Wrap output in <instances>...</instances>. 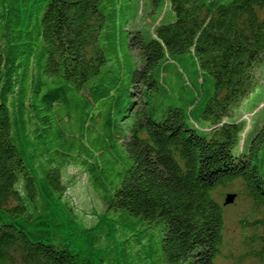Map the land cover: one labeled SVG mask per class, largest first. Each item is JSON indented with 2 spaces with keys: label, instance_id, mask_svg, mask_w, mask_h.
<instances>
[{
  "label": "trees",
  "instance_id": "obj_1",
  "mask_svg": "<svg viewBox=\"0 0 264 264\" xmlns=\"http://www.w3.org/2000/svg\"><path fill=\"white\" fill-rule=\"evenodd\" d=\"M144 3L0 0V264H218L228 187L264 264V0Z\"/></svg>",
  "mask_w": 264,
  "mask_h": 264
},
{
  "label": "rangeland",
  "instance_id": "obj_2",
  "mask_svg": "<svg viewBox=\"0 0 264 264\" xmlns=\"http://www.w3.org/2000/svg\"><path fill=\"white\" fill-rule=\"evenodd\" d=\"M144 6V0H139L138 15L140 17L143 15ZM137 22L140 24L139 27H145L143 23L141 24L140 19ZM261 92L262 91H258V93ZM258 93L251 96V103L255 101L254 99L257 100L258 98H261V101L264 100V95H262V97L258 95L256 98V94ZM250 107L248 108L247 104H245L239 110V113L234 115L233 119H240L239 121L244 122L248 121L249 124H246V126H248L251 133L254 122L261 121L264 118V112L262 111V109H264V103L252 114H249L251 110ZM62 179L68 187L66 192L67 196L74 207L81 213L85 222L87 224L96 222L97 218L105 212L104 206L98 196L88 186L85 176L75 167H68L64 170ZM228 192L236 193L237 197L233 204L225 206L226 229L224 232V244L221 248L223 258L219 260L218 264H253L250 263L248 258L240 262V259L245 255V245L242 239L239 220L244 216L248 217V201L241 195L240 188L238 187L220 188L215 197L218 198L220 202H223V197L225 193Z\"/></svg>",
  "mask_w": 264,
  "mask_h": 264
},
{
  "label": "water",
  "instance_id": "obj_3",
  "mask_svg": "<svg viewBox=\"0 0 264 264\" xmlns=\"http://www.w3.org/2000/svg\"><path fill=\"white\" fill-rule=\"evenodd\" d=\"M235 195L233 194H228L225 199V204H230L234 201Z\"/></svg>",
  "mask_w": 264,
  "mask_h": 264
}]
</instances>
